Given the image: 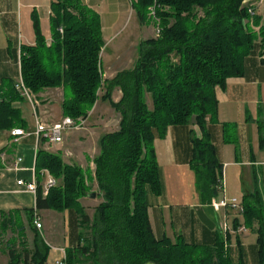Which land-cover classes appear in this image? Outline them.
Instances as JSON below:
<instances>
[{
	"label": "trees",
	"instance_id": "16d2710c",
	"mask_svg": "<svg viewBox=\"0 0 264 264\" xmlns=\"http://www.w3.org/2000/svg\"><path fill=\"white\" fill-rule=\"evenodd\" d=\"M243 1H132L138 22L157 24L160 35L142 41L133 67L110 79L103 78L100 64L104 41L97 12L81 0H52L49 41L32 14L34 44L19 47L24 85L34 94L61 88L63 116L85 119L101 98L120 119L117 129L98 140L93 176L76 163L64 162L60 154L38 148L35 171L47 170L57 184L45 196L37 186L35 208L24 210L25 224L18 212L0 213V233H11L4 243L6 264H45L48 246L33 224L39 209L75 214L81 230L77 244L66 248L67 264H244L241 257H229L218 229L212 245L187 243L181 235L156 238L147 203L148 193H161L154 139L164 138L169 126L191 123L201 133L191 136L188 159L200 200L208 205L220 194L222 164L208 130L218 120L215 89L243 74L244 61L256 46L264 63V26ZM116 88L121 96L115 102L111 94ZM22 98L14 82L0 83V131L25 126L14 105ZM258 126L263 146L264 123ZM93 181L99 192L92 191ZM91 193L101 201L89 215L80 200ZM242 204L233 227L241 224L256 233L257 264H264V210L257 192L244 195ZM26 229L33 234L32 244Z\"/></svg>",
	"mask_w": 264,
	"mask_h": 264
},
{
	"label": "crops",
	"instance_id": "0c3cea01",
	"mask_svg": "<svg viewBox=\"0 0 264 264\" xmlns=\"http://www.w3.org/2000/svg\"><path fill=\"white\" fill-rule=\"evenodd\" d=\"M51 1L0 0V83L4 80L12 81V83L15 81L14 79L20 73V45L34 44L32 14L37 16L41 32L49 41ZM81 1L92 10L99 5L95 6L97 0ZM252 9L254 15L260 19L259 24L264 26V0H256ZM101 25L105 47V37L108 40L112 38L111 41H113L117 35H111L110 27L104 26L103 22ZM139 25L142 26L140 23ZM251 26L258 29L257 26ZM114 33L117 32L114 31ZM144 40L146 39L141 38L139 44ZM262 51L264 52V49ZM259 55V48L256 46L244 61L243 74L228 78L224 88L215 89L218 120L208 124V130L216 147L218 160L222 164V177L224 174L228 193L242 198L244 195L257 192L264 210V145H260L258 126L260 122L264 123V63ZM103 56L107 60L113 58L110 54L104 53ZM100 57H102V51ZM136 59L132 60L133 64ZM113 76L110 72L107 76L103 73L104 79H110ZM57 91H61L59 113L58 100H55ZM114 93L120 94L114 100L116 102L121 92L117 88L114 89L111 98ZM35 95L39 102L35 108L25 98L14 103L25 120V126L16 128L33 130L34 114L47 122L59 121L63 116L60 106L61 88H47ZM105 102L108 101L98 99L88 112L86 121L96 118L99 124L103 122L105 113H111L108 108L109 102L108 105ZM113 112H115L114 109ZM89 124L90 126L83 130L68 131L64 135L63 143L52 147H48L43 142L38 144L34 135L12 137L9 130L0 131V213L18 212L21 221L25 224L24 210L35 208V194L24 191L16 181L22 179L30 182L34 179L37 186L42 187L46 178L35 171L36 152L39 147L60 154L64 162L76 163L93 176L92 159L95 155H89L93 151L89 143L94 138L92 134L98 126ZM196 129L197 126L194 123L169 126L165 137L154 141L156 159L161 168L162 190L159 195L161 202L157 207H151L152 205L149 204L148 217L156 238L167 237L175 240L178 235H181L187 243L212 245L220 224L219 212L222 213V211L215 212L209 204H202L195 186L194 172L188 164L191 136ZM104 133L107 132L102 134ZM102 134L95 136V142L98 143ZM16 138L17 141H15ZM15 157L22 159L17 170L12 169ZM245 175L252 178L244 180ZM93 184L96 185L95 181ZM152 196L154 195L148 193L147 200L154 198ZM84 198L80 200L81 204ZM37 215L42 226L35 231L48 246L45 264H53L55 260L62 257L63 250L66 252V248L77 244L81 229L75 214L68 211L60 213L49 209H39ZM247 231L249 230L246 229V233ZM28 233L31 232L26 229V236ZM30 240L32 244V233ZM255 260L257 264V259Z\"/></svg>",
	"mask_w": 264,
	"mask_h": 264
},
{
	"label": "rangeland",
	"instance_id": "374dc122",
	"mask_svg": "<svg viewBox=\"0 0 264 264\" xmlns=\"http://www.w3.org/2000/svg\"><path fill=\"white\" fill-rule=\"evenodd\" d=\"M134 1V0H132ZM132 1L131 0H98L95 2V6L97 8L94 10L95 12L98 13L100 17L101 23L103 22L104 26L110 27L111 30V35H117L115 39L108 40L107 37L106 39V45L103 47L102 50V57H100V64L102 68V72L107 76L110 73L114 75L117 71L120 70H125L133 67L132 60L138 57L139 54V41L140 39H148V38H157L155 37L153 31H154V23L150 24H143L142 26L139 25L138 18L136 16V13L134 12V9L132 8ZM201 14V12H200ZM102 27V25H101ZM251 28H253L251 26ZM254 30H257L253 28ZM116 31L117 33H114ZM103 38V36H102ZM104 41V40H103ZM110 54L112 55V59L107 60L104 58L103 54ZM19 77L16 76L14 80H17ZM71 95V92H69ZM100 95L101 92H100ZM119 93H114L112 100L114 101L117 99L119 96ZM56 99L58 100V113H59V103H60V98H61V91H57L56 94ZM144 101L147 104L148 108H151L152 106V100L151 97L148 93H145L144 95ZM106 105H108V102ZM56 108V107H54ZM108 108L111 113H105V119L103 122L100 124L96 122V118L91 119L90 121H86L87 118L84 119L82 129H85L87 126L91 125L98 126L96 130H94L92 137L95 138L97 134H102L103 132H108L112 131L118 126V122L120 119L119 113L116 111L113 112V109L111 108L110 105H108ZM109 114V115H107ZM79 130V131H80ZM199 131V132H198ZM198 133H200V129L197 127V129L194 131V135L198 136ZM201 134V133H200ZM94 138L90 141L89 145L91 146L90 149L92 148L93 151L89 155H96L98 154V143L95 142ZM156 139L160 138H155ZM211 141L213 143L212 137ZM214 145V143H213ZM55 146V145H51ZM88 147V146H87ZM215 147V145H214ZM216 150V147H215ZM217 154V152H216ZM158 163V162H157ZM159 167V177L161 181V168L160 165L158 164ZM93 168V166H92ZM252 178L248 177L247 175L244 176V180ZM223 182H224V195L226 198H236L237 200H241V196H234L228 193L227 191V185H226V178L225 175L223 174ZM93 192H99L96 185L93 184ZM162 190V186H161ZM222 193L219 194L218 198L222 197ZM150 201L149 199L147 200L148 207L149 204L152 205L151 207H157L158 203L161 202L160 196H152ZM101 201V198L95 195V197H85L82 200V204L86 209V212L90 215L93 213V208L94 206ZM219 222H222V213L219 212ZM68 219V216H67ZM228 224L232 226L233 222V217L232 214L228 215L227 219ZM11 236L10 232L1 234L0 233V264H5L7 261V255L4 250V243L8 237ZM223 237V236H222ZM28 241L31 242V233H28ZM256 233L254 231H247L242 235L237 236L233 233L229 234V239L227 241L228 243V254L229 257L233 260L236 261L239 259V257L242 258L244 264H256L257 256H255V250L257 249V242H256ZM239 240V241H238ZM2 244V245H1Z\"/></svg>",
	"mask_w": 264,
	"mask_h": 264
},
{
	"label": "built area",
	"instance_id": "2783aa9c",
	"mask_svg": "<svg viewBox=\"0 0 264 264\" xmlns=\"http://www.w3.org/2000/svg\"><path fill=\"white\" fill-rule=\"evenodd\" d=\"M244 3L249 4L248 12L253 15V5L255 4L256 0H244ZM252 25V23H250ZM61 31V29H60ZM155 37L160 35V27L157 24H154V31ZM264 57V56H262ZM14 88L19 94L27 99L35 108L39 102L37 100L36 95L24 85L21 74L19 73V77L17 80L14 81ZM84 119L78 118L73 119L70 116H62L59 121L56 122H47L43 121L39 116L34 114V129L31 131H26L21 128H12L9 130V134L12 137H25L29 135H34L38 144L40 142L45 143L48 147L51 145H61L64 140V135L68 131H78L82 129ZM17 141V138L15 139ZM20 157H15L12 165V169L17 170L19 169V164L21 162ZM42 176H45L46 180L42 185V194L45 196L49 190V188L55 186L57 184L56 179L49 174V172L45 169L40 171ZM17 185L22 187L24 191H28L31 193L36 194L37 184L36 181L33 179L30 182H25L22 179L16 181ZM220 193H222L221 198H212L209 206L215 211L219 212L222 211V222H220L219 227L217 228L218 231L221 233L224 239V247L227 248L228 246V235L233 233L235 235L242 234L246 232V228L239 224L236 228L228 224L227 219L228 215L232 214L233 220L236 217H241L243 213V204L242 200H237L236 198H226L224 195V182L223 177L220 180ZM33 224L35 225L36 229H40L42 224L38 215H34ZM53 264H67L66 262V253L63 250L62 257L55 260Z\"/></svg>",
	"mask_w": 264,
	"mask_h": 264
},
{
	"label": "water",
	"instance_id": "95a60500",
	"mask_svg": "<svg viewBox=\"0 0 264 264\" xmlns=\"http://www.w3.org/2000/svg\"><path fill=\"white\" fill-rule=\"evenodd\" d=\"M91 197H95V193H91ZM144 264H155L154 262H151V261H149V262H146V263H144Z\"/></svg>",
	"mask_w": 264,
	"mask_h": 264
}]
</instances>
